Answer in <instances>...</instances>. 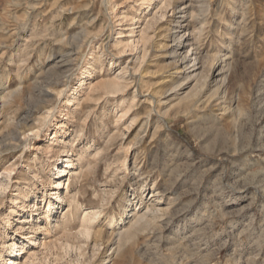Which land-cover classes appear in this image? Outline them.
<instances>
[{
	"label": "rangeland",
	"instance_id": "rangeland-1",
	"mask_svg": "<svg viewBox=\"0 0 264 264\" xmlns=\"http://www.w3.org/2000/svg\"><path fill=\"white\" fill-rule=\"evenodd\" d=\"M0 264H264V0H0Z\"/></svg>",
	"mask_w": 264,
	"mask_h": 264
},
{
	"label": "bare ground",
	"instance_id": "bare-ground-1",
	"mask_svg": "<svg viewBox=\"0 0 264 264\" xmlns=\"http://www.w3.org/2000/svg\"><path fill=\"white\" fill-rule=\"evenodd\" d=\"M174 36H176L177 38H176V44H177V52L180 54L181 53V50H183V49H185V47H187L186 46V44H185V42H186V38H185V34H180V33H176V35H174ZM175 42V41H174ZM187 43V42H186ZM189 45V44H188ZM193 47V46H192ZM197 48V47H196ZM175 50V51H176ZM196 50V49H195ZM174 51V52H175ZM193 51V50H192ZM176 53V52H175ZM185 55L182 57V58H184V60H185V58H187V57H189L188 55H191L190 53H191V47H190V49H186V52L184 51L183 52ZM177 54V53H176ZM178 54V55H179ZM198 54V50L197 51H195V53H194V51L192 52V55H194V57L193 58H191V57H189L190 58V60L189 61H191L192 63H193V67H196V65H197V61H199V56L197 55ZM175 55V54H174ZM175 56H177V55H175ZM179 56H181V55H179ZM181 58V59H182ZM180 59V58H179ZM183 60V59H182ZM186 61V60H185ZM200 61H201V59H200ZM189 63V64H192V63ZM187 64V63H186ZM188 64V65H189ZM187 65V66H188ZM185 66V65H184ZM189 67H191V66H189ZM186 69H188V68H186ZM199 76V75H198ZM197 77V76H196ZM199 78H201V77H198V80H199ZM200 81V80H199ZM199 81H197L198 83H199ZM66 162L68 163V164H70V159H67L66 160ZM131 204H129L128 206H130ZM137 205V204H136ZM159 208V207H158ZM156 209L157 210V212L159 211V209ZM127 209H128V207H126L125 208V211H127ZM155 209H154V207L152 208V206H151V208H148V209H146V212H144V213H140V212H138L137 210L132 214V217H133V219H134V221H133V223H131V226H129V228H125V229H123L122 228V230L119 232V234H118V240L121 242V241H125V240H129L131 237H133L134 236V233H135V230L136 229H139L138 227H147L148 225H150L151 223H152V220H154V219H152V218H155V217H152V214L155 212L154 211ZM156 213V212H155ZM96 214L97 213H92V214H90V213H87L86 214V220L87 221H91V220H94L95 218H96ZM154 215V214H153ZM27 218V217H26ZM86 233L88 234L89 232H88V230L86 229Z\"/></svg>",
	"mask_w": 264,
	"mask_h": 264
}]
</instances>
